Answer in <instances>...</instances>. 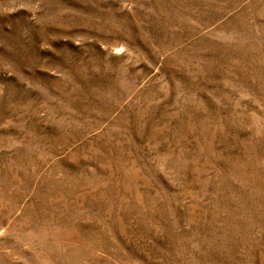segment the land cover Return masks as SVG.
<instances>
[{
	"label": "rangeland",
	"instance_id": "374dc122",
	"mask_svg": "<svg viewBox=\"0 0 264 264\" xmlns=\"http://www.w3.org/2000/svg\"><path fill=\"white\" fill-rule=\"evenodd\" d=\"M0 264H264V0H0Z\"/></svg>",
	"mask_w": 264,
	"mask_h": 264
}]
</instances>
